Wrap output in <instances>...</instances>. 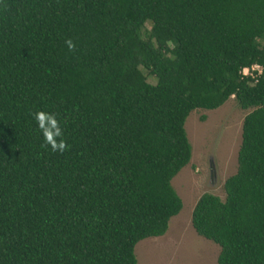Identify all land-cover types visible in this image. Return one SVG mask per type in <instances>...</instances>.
<instances>
[{
    "label": "trees",
    "instance_id": "1",
    "mask_svg": "<svg viewBox=\"0 0 264 264\" xmlns=\"http://www.w3.org/2000/svg\"><path fill=\"white\" fill-rule=\"evenodd\" d=\"M232 96L238 169L192 224L218 264H264V0H0V264H138L183 208L188 116Z\"/></svg>",
    "mask_w": 264,
    "mask_h": 264
},
{
    "label": "rangeland",
    "instance_id": "2",
    "mask_svg": "<svg viewBox=\"0 0 264 264\" xmlns=\"http://www.w3.org/2000/svg\"><path fill=\"white\" fill-rule=\"evenodd\" d=\"M249 111L232 96L217 109L197 108L190 113L185 127L192 157L172 180L183 208L171 218L166 234L145 238L136 245L138 264H218L220 245L196 231L192 214L205 192L225 199L224 184L237 172L243 120ZM212 162L216 170L213 179Z\"/></svg>",
    "mask_w": 264,
    "mask_h": 264
},
{
    "label": "clouds",
    "instance_id": "3",
    "mask_svg": "<svg viewBox=\"0 0 264 264\" xmlns=\"http://www.w3.org/2000/svg\"><path fill=\"white\" fill-rule=\"evenodd\" d=\"M69 51H75L76 45L74 41L68 39L65 41ZM34 119L37 122V126L40 129L44 144L51 148L53 152L63 153L70 147L67 141L63 138L64 133L59 120L55 113H49L43 110L37 111L33 114Z\"/></svg>",
    "mask_w": 264,
    "mask_h": 264
},
{
    "label": "built area",
    "instance_id": "4",
    "mask_svg": "<svg viewBox=\"0 0 264 264\" xmlns=\"http://www.w3.org/2000/svg\"><path fill=\"white\" fill-rule=\"evenodd\" d=\"M261 72H262V66L259 64H254L251 67H245L242 69L243 75H246V76L250 75L253 78H256V76L258 74H261Z\"/></svg>",
    "mask_w": 264,
    "mask_h": 264
},
{
    "label": "water",
    "instance_id": "5",
    "mask_svg": "<svg viewBox=\"0 0 264 264\" xmlns=\"http://www.w3.org/2000/svg\"><path fill=\"white\" fill-rule=\"evenodd\" d=\"M215 173H216L215 166H214V164L212 162V179L214 178Z\"/></svg>",
    "mask_w": 264,
    "mask_h": 264
}]
</instances>
